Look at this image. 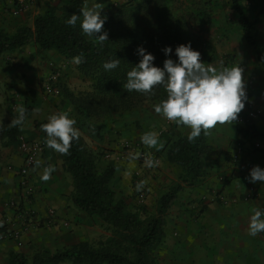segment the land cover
I'll return each instance as SVG.
<instances>
[{
    "label": "crops",
    "instance_id": "0c3cea01",
    "mask_svg": "<svg viewBox=\"0 0 264 264\" xmlns=\"http://www.w3.org/2000/svg\"><path fill=\"white\" fill-rule=\"evenodd\" d=\"M47 1L50 0H35L27 12L14 16L11 13L12 1L0 0V28L9 32L21 24L32 28L34 17L44 11ZM123 1L106 0L104 3L115 6ZM251 2L250 8L244 6L245 1L240 0L239 5L249 21L256 20L250 33L253 41L247 42L238 17L242 36H221L216 52L217 56L234 54L232 65L240 64L244 69L245 106L251 101L263 110V115L246 126L239 121L245 112L244 107L231 126L217 124L210 137L203 135L208 150L204 157L203 176L196 185L169 176L172 184L182 189L177 191L169 215L176 232L170 244V264H264V232L256 236L248 234L253 209L264 210V182L251 183L248 179L254 166L264 169V8L261 9L262 0ZM212 4H215L214 0ZM231 4L233 6L232 1ZM9 13L14 18H10ZM216 20L223 24L226 22L225 17ZM245 41L252 47L247 48ZM29 44L14 52L0 53V225L6 220L16 219L14 211L4 203L20 196L17 170L23 159L18 148L19 137L40 139L47 136L41 125L36 123H47L50 115L60 112L47 105L44 83L49 71L43 64V58H52L66 73L70 70L69 63H74L53 50H29ZM212 65L219 68L217 63ZM18 105L26 109L22 130L21 126H10L11 120L18 115L15 111ZM175 128V133H189L188 126ZM238 148V157L232 160ZM37 160L41 164L37 166L35 163L30 172L33 195L29 204L43 220L47 208L52 207L56 213L55 222L50 227L32 225L24 229L18 239L0 240V264H18L17 254L20 261L32 264L37 251L49 249L53 252L66 243L68 233L58 227L65 218L74 217L70 174L65 169L62 154L47 145ZM161 161L162 167L174 165L179 172L177 165L163 161L162 157ZM47 166H54L55 171L45 182L41 175ZM162 173L163 170L158 169L156 175ZM155 183L147 184L150 191L154 190ZM251 188L254 194H251Z\"/></svg>",
    "mask_w": 264,
    "mask_h": 264
},
{
    "label": "trees",
    "instance_id": "16d2710c",
    "mask_svg": "<svg viewBox=\"0 0 264 264\" xmlns=\"http://www.w3.org/2000/svg\"><path fill=\"white\" fill-rule=\"evenodd\" d=\"M89 1L104 4L106 0H50L45 3L44 11L34 17L32 28L25 24L19 25L13 32L0 28V53L20 50L31 42L37 51L53 50L64 59H73L83 53L84 62L78 64L77 69L90 77L93 89L99 96H105L103 103L87 104L80 100L79 107L86 108L89 114L131 109L144 98L166 99L167 93L162 87L154 88V94L123 89L127 72L141 59L139 47L153 54L154 65L163 68L164 60L171 58L165 55L163 49L168 46L173 49L179 41L174 34L173 21L161 18L162 9L158 8V1L125 0L109 11L102 8L101 16L105 18L103 30L108 33V40L103 44L83 34L80 27L82 16L75 27L67 23L72 14L80 15L81 8ZM231 1L247 42H252L250 33L256 20H248L239 5L240 0ZM159 2L165 4L164 0ZM150 6L158 13L155 26H146L143 32L136 35L133 28L140 24L142 11ZM261 6L263 9L264 0ZM117 58L120 59L118 67L106 71L104 63ZM188 134L174 133V137L166 143L163 155L165 161L179 167V181L196 185L203 176L208 146L203 132L193 142L188 141ZM62 158L66 171L73 179L72 202L89 215H96L106 224L111 235L97 244L80 241L54 252L39 250L34 253L32 264H154V248L164 235V215L174 202L179 186L165 192L158 201L155 215L144 221L139 212L129 210L126 202L117 198L111 188L110 182L115 172L113 162H109L103 171H98L81 137L72 142L70 154L62 155ZM18 257L19 254L15 255L18 264H25Z\"/></svg>",
    "mask_w": 264,
    "mask_h": 264
},
{
    "label": "rangeland",
    "instance_id": "374dc122",
    "mask_svg": "<svg viewBox=\"0 0 264 264\" xmlns=\"http://www.w3.org/2000/svg\"><path fill=\"white\" fill-rule=\"evenodd\" d=\"M157 1V4H159L158 8L162 9L161 18H164L166 21H173L172 23L175 26L174 34L179 40L169 56L171 59L178 62L175 48L181 43L187 44L190 42L191 47L201 53V60L205 64L217 63L218 67L221 64L226 67L233 66L234 54L225 53L222 56H219V54L217 56L216 52V46L221 36H229L231 34L242 36L241 31H239L241 28L238 25V15L231 4V0H214L215 4H212L213 0H164V5L159 0ZM244 1V6L250 8L253 1L241 0V2ZM93 4L95 3L89 1L87 5L91 7ZM102 5L108 11L115 7L114 5H107V3ZM249 8H246V11ZM8 15L10 18H14L10 13ZM156 16H158V13L152 6L144 9L140 15V24L138 23L133 28L135 34L139 35L146 26H155ZM223 17L226 18L224 24L218 20L215 21V18L222 19ZM13 20L10 21L12 22ZM229 40L226 39V41ZM245 44L247 48L252 47L246 41ZM32 48L36 47L33 43H30L29 50H32ZM260 49L263 48L261 47ZM215 57H218V59L215 60ZM68 60L73 61V59ZM43 61V64L49 71L48 75L52 70L59 69L60 71L58 80L54 84L58 92L46 94L47 105L53 111L68 112L70 118L76 120L74 127L79 129L82 142L93 157L98 171H103L109 162H113L115 172L110 186L116 193V197L123 199L129 210L138 211L142 220L146 221L150 217H153L157 211L160 197L171 187H174L172 179L169 176L172 175V177L176 178L178 174V170L174 165L165 164V167L161 166V157L163 161L165 160L163 155L165 145L170 138L174 137V130H177L175 128L177 127L176 122L167 120L166 117L162 114H157L154 110V106L159 104L163 99L150 100L144 98L137 101L131 109L120 108L108 110L105 113L89 114L86 108L79 107L81 101L87 104H90V102L96 104L103 103L105 99V96H99L95 92L90 77L79 71L76 63H69L68 67L70 70L66 73L64 72L65 69L63 70L61 65L56 63L52 58L46 57L43 58ZM47 79L48 76L45 81ZM251 106L257 105L248 101L245 106V112ZM181 126L182 129L185 127V125ZM189 129L188 127V132L191 130ZM146 132H155L158 136V142H164V147L160 151H157L156 148L147 147L142 143L141 136ZM46 138L47 136L45 135L40 138L44 143V148L46 146ZM130 156H137V158L131 160ZM146 158L158 161L159 163L155 167H147L145 164ZM158 169L163 170V173L159 176L156 175ZM161 176L163 177L161 178ZM70 178L72 194L74 185L71 175ZM142 180H146L147 184H153L155 181V187H152L154 190L150 191L146 184L142 190L137 191L136 185ZM178 191H182V189L179 187ZM172 205L173 203L164 215V235L161 238V242L153 251L154 264H170V244L174 235H176L175 229L172 226L173 219L169 216ZM71 210L74 217L78 216L79 218L77 219L73 216L67 217L61 226L58 227L60 231H64L68 235H66V243L56 250L70 247L80 241L97 244L104 242L110 237L111 232L106 228V224L96 215H89L73 202ZM64 222H67V225H64ZM44 226L50 227L52 225L46 226L42 221L34 224V227L37 228ZM74 230H76V233L73 232Z\"/></svg>",
    "mask_w": 264,
    "mask_h": 264
},
{
    "label": "clouds",
    "instance_id": "9594fccd",
    "mask_svg": "<svg viewBox=\"0 0 264 264\" xmlns=\"http://www.w3.org/2000/svg\"><path fill=\"white\" fill-rule=\"evenodd\" d=\"M103 5L93 4L91 7L85 3L81 8V14H72L67 20L69 25L76 26L82 16L80 27L83 34L94 37L96 42L103 44L108 40V33L103 30L105 18L101 16ZM166 56H170V46L163 49ZM178 62L171 58L164 60L163 68L154 65L155 57L146 52L143 47L138 48V55L141 57L138 64L127 72V82L123 89L127 92L133 90L143 94H154V88L162 87L167 93L166 99L154 106L157 114H162L169 121L176 122L177 126H188L191 131L188 134V141L193 142L203 135L210 137L211 130L220 125H232L238 120V114L244 109L247 100L244 69L240 64L226 67L221 64L219 68L212 64H205L201 60V53L191 47V43H181L175 48ZM74 63L84 62L83 53L73 58ZM120 59H112L105 62L103 67L110 71L118 67ZM18 115L11 120L10 126H21L26 119V109L18 105L15 109ZM76 120L70 118L68 112L60 111L48 117V122L41 124V129L46 132V145L54 151L69 155L72 142L80 139V131L75 128ZM95 131V129H93ZM142 143L150 148L160 151L164 142H158L155 132H146L141 136ZM137 156H130L131 160ZM39 166L41 161L37 160ZM158 161L150 158L145 159L147 167H155ZM54 166H47L43 169L41 180L51 179ZM251 183L264 182V169L254 166L248 177ZM147 184L146 180L136 185L140 191ZM2 226V225H0ZM264 232V210L253 209V215L249 223V235L256 236Z\"/></svg>",
    "mask_w": 264,
    "mask_h": 264
},
{
    "label": "built area",
    "instance_id": "2783aa9c",
    "mask_svg": "<svg viewBox=\"0 0 264 264\" xmlns=\"http://www.w3.org/2000/svg\"><path fill=\"white\" fill-rule=\"evenodd\" d=\"M12 10L11 13L14 16H20L27 12L31 4L35 0H11ZM52 65V63H50ZM60 75L59 69L52 70L48 75V79L44 83L45 94L57 93L58 89L54 86ZM263 115V110L258 106H251L244 115L239 118V121L246 126L253 123L254 120ZM18 148L22 154V165L17 170L19 177V189L20 196L17 199H10L5 201V207L11 208L16 215V219H9L4 221L0 226V240L11 238L18 239L22 231L36 223L42 221L45 225L49 226L55 222L56 213L52 207L47 208L44 220L39 217L37 211L30 206V198L33 195V187L30 182V172L35 165L37 157L44 149V143L39 138L29 139L26 137H19ZM240 148L236 150V153L232 156V160H236ZM253 188H251V194H254ZM67 225V222H64Z\"/></svg>",
    "mask_w": 264,
    "mask_h": 264
}]
</instances>
